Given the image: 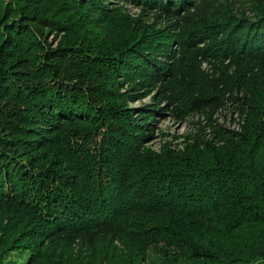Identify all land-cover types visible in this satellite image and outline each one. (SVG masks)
I'll use <instances>...</instances> for the list:
<instances>
[{
  "label": "trees",
  "instance_id": "1",
  "mask_svg": "<svg viewBox=\"0 0 264 264\" xmlns=\"http://www.w3.org/2000/svg\"><path fill=\"white\" fill-rule=\"evenodd\" d=\"M0 264H264V0H0Z\"/></svg>",
  "mask_w": 264,
  "mask_h": 264
},
{
  "label": "rangeland",
  "instance_id": "2",
  "mask_svg": "<svg viewBox=\"0 0 264 264\" xmlns=\"http://www.w3.org/2000/svg\"><path fill=\"white\" fill-rule=\"evenodd\" d=\"M130 9V12L134 13V12H138L139 8L135 7L133 5H128L127 6ZM52 34L50 35V40L52 39ZM201 67L202 69L206 70L205 68L210 67L206 61L201 60ZM153 95H148V97H142V98H135V100L131 103H129L130 106H132V108L135 107H141L143 105H146L150 102H152L153 100ZM198 120V118H190V120H186V121H182V120H178L175 119L173 116H171V114H167V116L163 117L161 120H159L158 125L159 128L164 131L166 134H168V137H171L173 135H175L174 137H176V135H183L188 133V131H190L192 129L193 123H191V120ZM164 139H162L161 137L159 138H155L153 139V146L155 148H158L161 145V142H163Z\"/></svg>",
  "mask_w": 264,
  "mask_h": 264
}]
</instances>
